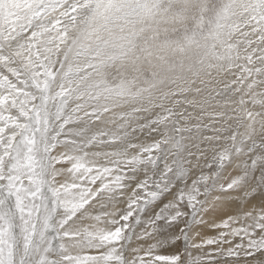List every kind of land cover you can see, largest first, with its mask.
Segmentation results:
<instances>
[{
	"label": "snow or ice",
	"instance_id": "6c2138e0",
	"mask_svg": "<svg viewBox=\"0 0 264 264\" xmlns=\"http://www.w3.org/2000/svg\"><path fill=\"white\" fill-rule=\"evenodd\" d=\"M30 2L31 55L0 72V264H264V161L237 163L245 149L233 144L197 174L200 156L165 147L175 138L135 142L159 121L105 127L109 109L57 65L74 29H109L128 5ZM57 8L63 18L44 23ZM229 169L239 175L221 183Z\"/></svg>",
	"mask_w": 264,
	"mask_h": 264
},
{
	"label": "rangeland",
	"instance_id": "374dc122",
	"mask_svg": "<svg viewBox=\"0 0 264 264\" xmlns=\"http://www.w3.org/2000/svg\"><path fill=\"white\" fill-rule=\"evenodd\" d=\"M16 1L4 0L0 4V40L3 44L10 40L12 48L18 44L23 48L16 55L3 45L0 72L19 68L20 62L27 63L31 55L26 43L35 5L30 0ZM118 2L128 5L126 17L109 29L82 32V26L77 27L70 33L76 38L74 45L69 40L59 50L54 49L57 65L63 63L78 74L86 102L109 109L105 120L116 122L105 127L115 128L121 123V115L134 127L159 121V125H151L158 131L148 135L146 128L135 142L148 144L162 135L175 138V144L165 147L171 152L179 144L185 158L192 161L200 156V167L194 169L197 174L211 171L203 165L211 161L215 151L233 144L245 149L237 163L255 159L258 165L264 161V22L252 20L261 17L262 12L246 17L247 11L231 8L232 2L239 4L235 0ZM59 3L67 6L72 0ZM61 9L48 16L50 24L63 18ZM102 22L98 20L97 26ZM47 36L50 35L46 34L45 39ZM69 45H73L71 51ZM3 55L10 56L7 67ZM136 60L144 61L140 63L142 67ZM234 173L239 172L229 169L220 182L227 183ZM205 234L214 236L216 231L209 228Z\"/></svg>",
	"mask_w": 264,
	"mask_h": 264
},
{
	"label": "bare ground",
	"instance_id": "6f19581e",
	"mask_svg": "<svg viewBox=\"0 0 264 264\" xmlns=\"http://www.w3.org/2000/svg\"><path fill=\"white\" fill-rule=\"evenodd\" d=\"M3 1L4 0H1V2H0V4L1 3H3ZM16 1V0H15ZM19 1V0H18ZM236 2H238L239 4H237V3H234V2H232V4H231V8L232 9H236V10H244V11H247L248 12V16H246V17H254L255 15L254 14H256V13H260V12H262L261 13V17L262 18H264V14H263V12H264V10H262V9H264V0H258V2L256 1V0H235ZM28 2V1H27ZM231 2V1H230ZM16 3H17V1H16ZM18 5H19V3H18ZM23 7V6H22ZM27 9V8H26ZM29 9V8H28ZM61 9V8H60ZM260 9V10H259ZM62 10L63 9H61L60 11L62 12ZM58 11V10H57ZM57 11H55V12H57ZM59 11V14L61 13ZM148 12H149V10H148ZM225 12V11H224ZM32 14H33V12H32ZM51 14V15H50ZM48 16H52V12L50 13ZM148 15H150V14H148ZM55 16V15H54ZM146 17H147V14L145 15ZM258 16V15H257ZM50 17H48L47 18V20L50 18ZM146 17H144L145 19H147ZM261 17H259V18H257V19H252V20H255L256 22L258 21V22H264V20L261 18ZM143 18V19H144ZM151 17H149L148 19L149 20H151L150 19ZM52 19V18H51ZM143 19H142V21H143ZM47 20H45V21H47ZM56 20V19H55ZM136 20V19H135ZM140 21V20H139ZM139 21H137L138 23H139ZM145 21V20H144ZM147 21V20H146ZM44 22V21H43ZM54 22V21H53ZM149 22V21H148ZM150 22H152V21H150ZM154 22V21H153ZM27 22H25V24H26ZM46 23H48V24H50L49 23V21H47ZM24 24V25H25ZM52 24V23H51ZM101 24V23H100ZM147 24V23H146ZM151 25L153 24V23H150ZM263 24V23H262ZM20 25V24H19ZM27 25V24H26ZM257 25H258V23H257ZM144 26V25H143ZM147 26V25H146ZM264 26V25H263ZM148 27V26H147ZM259 27H262L261 25L259 26ZM170 28V27H169ZM118 29H119V27H118ZM119 32H121L120 30H118ZM114 32V31H113ZM113 32H111V34L113 33ZM117 33V32H115V33H117V34H120V33ZM49 35H51L52 33H48ZM116 35V34H115ZM121 35V34H120ZM120 35H118L119 37H121ZM27 36V35H26ZM25 36V37H26ZM219 36V35H218ZM264 36V35H263ZM110 37H111V35H110ZM116 38V37H115ZM118 38V37H117ZM180 39V38H179ZM118 40H120L121 41V38L120 39H117V41ZM216 40V39H215ZM242 40H244V39H242ZM241 40V41H242ZM5 41V40H4ZM23 41V40H22ZM27 41V40H26ZM158 41V40H157ZM240 41V42H241ZM6 42V41H5ZM205 42V41H204ZM20 43V42H19ZM242 43V42H241ZM263 44H264V42H263ZM3 45H5V47H6V45L8 46V48L11 50V51H13L15 54L16 53H18V52H20L21 50V48H23L22 47V44H18V45H16V47H14V48H12V44H11V42H10V40H8V43L7 44H3ZM209 45V44H208ZM237 45V44H236ZM238 45H240V44H238ZM190 46V45H189ZM193 46H194V44H193ZM192 47V46H191ZM8 48L6 49L7 51H8ZM162 49V48H161ZM205 49V48H204ZM201 52V51H200ZM149 53V52H148ZM245 53H248V52H245ZM233 54V53H232ZM237 54H238V52H237ZM253 54V53H252ZM8 55V54H7ZM4 56V55H3ZM171 56H172V54H171ZM25 58V57H24ZM33 58V57H32ZM56 59V58H55ZM34 60V59H33ZM137 61V60H136ZM138 62V61H137ZM144 61H142V63H143ZM139 64L141 63V62H138ZM141 63V64H142ZM12 64V63H11ZM20 64H22L21 62H20ZM137 64V63H136ZM139 65V66H141L142 67V65ZM18 65V64H17ZM8 66V65H7ZM138 66V65H137ZM138 66V67H139ZM10 67V66H9ZM141 67H139V69L141 68ZM176 67H177V65H176ZM149 70V69H148ZM147 70V71H148ZM96 72V71H95ZM94 72V73H95ZM140 73H141V71H140ZM143 74V73H142ZM134 75V74H133ZM107 76V75H106ZM113 76V75H112ZM99 77V76H98ZM125 78V77H124ZM127 78H128V76H127ZM131 79V78H130ZM119 80V79H118ZM134 81V80H133ZM120 82V81H119ZM127 82H129V81H127ZM167 83V82H166ZM141 86V85H140ZM139 86V87H140ZM122 87H124V86H122ZM117 89V88H116ZM126 89V88H125ZM134 89V88H133ZM118 90V89H117ZM130 90V89H129ZM152 90V89H151ZM143 93V92H142ZM129 96V95H128ZM150 97V96H149ZM151 98V97H150ZM112 99V98H111ZM129 99V98H128ZM137 99V98H136ZM135 101V100H134ZM154 101V100H153ZM121 103V102H120ZM119 104V103H118ZM125 104V103H124ZM127 105V104H126ZM133 105V104H132ZM123 107V106H122ZM127 107V106H126ZM131 107V106H130ZM123 110V109H122ZM127 110V109H126ZM125 110V111H126ZM149 110V109H148ZM131 111V110H130ZM128 114V113H127ZM171 115V114H170ZM144 116H146L145 114H144ZM252 116V112H250L249 113V117H251ZM174 117V116H173ZM117 118V117H116ZM147 118V117H146ZM127 119V118H126ZM148 119H149V117H148ZM116 122V121H115ZM138 122V121H137ZM171 122V121H170ZM140 123H141V121H140ZM201 124V123H200ZM199 124V125H200ZM116 127V126H115ZM163 130V129H162ZM162 130H161V132H162ZM172 132V131H171ZM220 138V137H219ZM243 157V156H242ZM240 158V157H239ZM232 171H233V169H232ZM235 172V171H234ZM237 172V171H236ZM232 173V172H231ZM239 174V173H238ZM238 174H232V176H234V175H238Z\"/></svg>",
	"mask_w": 264,
	"mask_h": 264
}]
</instances>
